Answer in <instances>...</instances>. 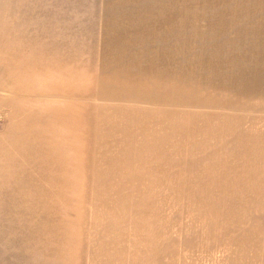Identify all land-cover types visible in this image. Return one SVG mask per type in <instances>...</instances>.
Wrapping results in <instances>:
<instances>
[{
	"label": "rangeland",
	"instance_id": "rangeland-1",
	"mask_svg": "<svg viewBox=\"0 0 264 264\" xmlns=\"http://www.w3.org/2000/svg\"><path fill=\"white\" fill-rule=\"evenodd\" d=\"M149 4L165 13L173 5L183 10L186 55L203 48L213 56L215 46L207 43L212 34L216 44L245 38L237 26L264 16V0H0V80L15 91L23 74L27 84L34 64L42 68L45 56L57 55L59 69L75 61V52L93 58L107 15ZM214 20L227 27L217 33L201 32L199 24ZM214 25L207 24L210 31L216 30ZM225 48L231 54L239 50L238 45ZM83 68L79 64L77 70ZM191 90L192 86L186 87L187 102L207 104L201 99H212L208 92ZM244 122L187 111L179 135L185 147L179 192L161 199H128L121 192L113 207L103 201L100 222L103 228L114 226L112 242L105 245L103 231L96 237L89 231L85 238L90 244L101 241L99 248L105 254L110 250V257L94 263L128 261L129 251L133 264H155L157 254L158 264H264V119ZM28 129L31 126L23 128L24 158L17 162L9 158L12 169L0 197L9 264H61L65 246L61 238L71 237L79 244L76 237L80 238V225L87 226L90 220V207L79 195L66 196L61 177L68 174L81 180L65 170L68 151L57 147L52 157L43 135L33 150ZM153 143L159 148L155 139ZM158 169L162 168L154 167ZM128 240L132 243L124 242ZM148 240H159V245L150 247Z\"/></svg>",
	"mask_w": 264,
	"mask_h": 264
},
{
	"label": "crops",
	"instance_id": "crops-1",
	"mask_svg": "<svg viewBox=\"0 0 264 264\" xmlns=\"http://www.w3.org/2000/svg\"><path fill=\"white\" fill-rule=\"evenodd\" d=\"M144 7L107 15L101 45L92 59L75 52V61L59 69L57 55L45 56L42 68L34 64L27 84L23 74L15 91L0 80V197L12 169L9 158L16 162L24 158L23 128L29 126L33 150L43 135L52 157L57 147L68 151L65 170L81 178L61 177L66 196L79 195L90 207V220L87 226L80 225V238L76 237L79 244L71 237L61 238L65 244L61 264L109 259L110 250L105 254L98 246L101 241L90 244L88 239L89 231L94 237L103 231L105 245L112 242L114 226L103 228L100 222L103 201L113 207L121 192L128 199H161L179 192L185 150L179 135L187 111L240 118L243 123L264 119V16L237 26L245 38L216 44L212 34L207 43L215 46L213 56L203 48L186 55L183 10L175 5L166 13L151 4ZM205 22L216 24L211 31L207 24H199L207 34L227 27L215 20ZM228 45H238L239 50L226 52ZM201 51L204 58L197 63ZM79 64L82 70H77ZM188 86L208 92L212 99H201L207 104L187 102ZM29 116L33 118L27 122ZM15 127L21 130L15 132ZM154 139L159 148H154ZM7 231L0 224V264L10 262ZM148 241L150 247L159 245V240ZM125 254L128 261L120 256L124 262L119 264L132 263L130 252ZM154 260L159 263L158 254Z\"/></svg>",
	"mask_w": 264,
	"mask_h": 264
}]
</instances>
